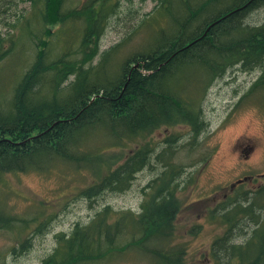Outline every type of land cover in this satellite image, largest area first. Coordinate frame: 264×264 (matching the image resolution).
Here are the masks:
<instances>
[{
	"label": "trees",
	"instance_id": "obj_1",
	"mask_svg": "<svg viewBox=\"0 0 264 264\" xmlns=\"http://www.w3.org/2000/svg\"><path fill=\"white\" fill-rule=\"evenodd\" d=\"M25 1L32 13L15 12L13 25L7 23L10 29L18 26L24 32L19 37L15 30L0 32V73L3 68L10 70L12 81L7 85L9 95L0 93V174L25 171L45 157L78 169L85 170L94 161L103 171L111 168L117 161L105 165L97 159L103 151L94 154L78 145L80 138L91 136L87 129L91 127L121 144L160 126L183 124L197 134L206 87L235 65L260 68L253 86L264 90V19L247 20L264 6V0L164 3L161 9L169 16L168 30L156 34L151 48L126 56L122 74L115 78L118 82L108 88L87 63L95 55L103 6L114 0ZM54 22L58 23L55 29L50 27ZM107 60L116 63L111 53ZM166 167L157 178L154 201L142 204L137 213L112 214L104 208L87 225L61 235L41 264L94 263L109 255L112 245L118 249L125 243V249H147L155 264H181L182 247H171L180 170L170 161ZM132 175L123 181L115 178L113 189L126 188ZM97 187L105 189L107 184ZM219 209L226 228L210 244L216 262L264 264V185L253 196ZM246 219L255 226L241 243L230 242L232 229ZM7 221L0 212V224Z\"/></svg>",
	"mask_w": 264,
	"mask_h": 264
},
{
	"label": "rangeland",
	"instance_id": "obj_2",
	"mask_svg": "<svg viewBox=\"0 0 264 264\" xmlns=\"http://www.w3.org/2000/svg\"><path fill=\"white\" fill-rule=\"evenodd\" d=\"M11 2L0 4V32L6 35L15 30L19 37L22 27L10 29L7 23L13 25L15 12L29 16L32 9L25 0ZM166 2L177 0H114L103 6L95 55L87 67H92L105 88L118 82L115 78L121 76L126 56L151 48L156 34L168 30L170 19L161 9ZM261 19L264 6L252 11L247 20ZM57 24L50 27L55 29ZM109 53L116 58L114 66L108 63ZM10 74L6 68L0 73L3 96L9 95ZM259 74L260 68L235 65L214 77L201 100L197 134L183 124L160 126L121 144L96 127L87 128L91 136L80 138L78 145L94 154L103 151L97 159L105 165L117 161L107 170L95 161L84 170L45 157L25 171L1 173L0 212L8 221L0 224V264L9 254L15 264H41L61 235L87 225L104 208L112 214L139 212L142 204L154 201L156 181L168 170L167 161L180 170L174 190L179 210L173 221L171 247H182L181 264H219L210 253V244L226 228L219 207L226 210L264 185V90L253 86ZM140 146L143 149L133 154ZM128 174H133L129 185L113 189L115 178L123 181ZM245 176L249 179L237 183ZM104 182L107 188L97 187ZM262 214L264 223V211ZM253 226L244 220L232 229L229 241L241 243ZM126 245L118 249L112 245L109 255L86 264H155L147 249H125Z\"/></svg>",
	"mask_w": 264,
	"mask_h": 264
},
{
	"label": "clouds",
	"instance_id": "obj_3",
	"mask_svg": "<svg viewBox=\"0 0 264 264\" xmlns=\"http://www.w3.org/2000/svg\"><path fill=\"white\" fill-rule=\"evenodd\" d=\"M85 223H87V222H85ZM4 264H15V262L13 261V258L10 254L7 257H5Z\"/></svg>",
	"mask_w": 264,
	"mask_h": 264
},
{
	"label": "water",
	"instance_id": "obj_4",
	"mask_svg": "<svg viewBox=\"0 0 264 264\" xmlns=\"http://www.w3.org/2000/svg\"><path fill=\"white\" fill-rule=\"evenodd\" d=\"M249 179V177L248 176H245V177H243L242 179H240V180H238L237 181V183H242V182H244V181H246V180H248ZM232 187V186H231Z\"/></svg>",
	"mask_w": 264,
	"mask_h": 264
},
{
	"label": "bare ground",
	"instance_id": "obj_5",
	"mask_svg": "<svg viewBox=\"0 0 264 264\" xmlns=\"http://www.w3.org/2000/svg\"><path fill=\"white\" fill-rule=\"evenodd\" d=\"M136 66V65H135Z\"/></svg>",
	"mask_w": 264,
	"mask_h": 264
}]
</instances>
